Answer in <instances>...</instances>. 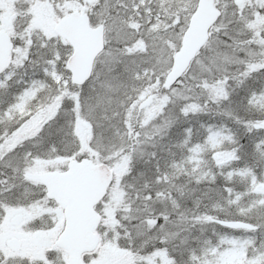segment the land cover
I'll return each mask as SVG.
<instances>
[{
	"label": "snow or ice",
	"instance_id": "snow-or-ice-1",
	"mask_svg": "<svg viewBox=\"0 0 264 264\" xmlns=\"http://www.w3.org/2000/svg\"><path fill=\"white\" fill-rule=\"evenodd\" d=\"M0 264H264V0H0Z\"/></svg>",
	"mask_w": 264,
	"mask_h": 264
}]
</instances>
